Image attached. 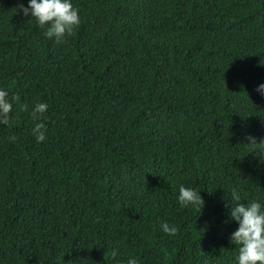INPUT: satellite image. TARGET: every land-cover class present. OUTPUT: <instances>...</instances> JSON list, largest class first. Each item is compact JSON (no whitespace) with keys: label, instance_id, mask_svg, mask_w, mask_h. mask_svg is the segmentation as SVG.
<instances>
[{"label":"trees","instance_id":"obj_1","mask_svg":"<svg viewBox=\"0 0 264 264\" xmlns=\"http://www.w3.org/2000/svg\"><path fill=\"white\" fill-rule=\"evenodd\" d=\"M20 3L0 0V88L26 106L0 125V264H234L222 198L264 204L244 144L264 136V0H73L59 43Z\"/></svg>","mask_w":264,"mask_h":264},{"label":"clouds","instance_id":"obj_2","mask_svg":"<svg viewBox=\"0 0 264 264\" xmlns=\"http://www.w3.org/2000/svg\"><path fill=\"white\" fill-rule=\"evenodd\" d=\"M17 8L21 16L27 18V22L34 21L42 29L41 35L53 43L62 42L80 24L78 8L74 6L73 0H26V5L20 3ZM259 63L264 66L261 60ZM254 91L264 101V82L257 84ZM17 100L15 93L9 95L7 89L0 88V125L9 124L14 105L21 111L25 109L26 106L23 103L17 104ZM47 108L45 102L36 101L29 113L33 120L29 131L37 143L45 140V125L41 117ZM7 139L14 142L16 137L9 135ZM245 140L247 153L252 156L253 168L264 169V136L257 140L256 137L246 134ZM227 195L228 199L222 198L227 207V216L236 223L228 236L229 244L235 246L234 264H264V204L255 197L241 202L238 187H231ZM175 199L180 207L191 205L201 210L204 204L199 191L184 184L178 186ZM160 230L174 236L178 228L175 224L161 222ZM111 256H117L116 249L112 250ZM114 264H139V260L134 255H128L124 260H115Z\"/></svg>","mask_w":264,"mask_h":264}]
</instances>
